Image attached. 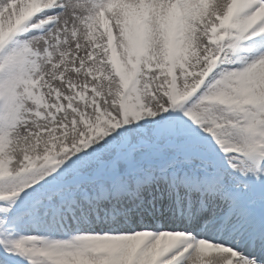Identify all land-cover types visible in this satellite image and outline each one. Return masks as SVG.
<instances>
[{
	"label": "snow or ice",
	"instance_id": "snow-or-ice-1",
	"mask_svg": "<svg viewBox=\"0 0 264 264\" xmlns=\"http://www.w3.org/2000/svg\"><path fill=\"white\" fill-rule=\"evenodd\" d=\"M0 264H264V0H0Z\"/></svg>",
	"mask_w": 264,
	"mask_h": 264
}]
</instances>
